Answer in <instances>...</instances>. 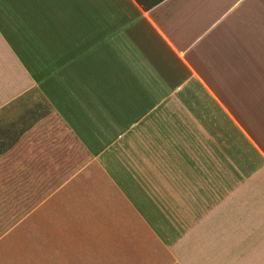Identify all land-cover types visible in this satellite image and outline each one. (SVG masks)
Wrapping results in <instances>:
<instances>
[{"label": "crops", "instance_id": "crops-1", "mask_svg": "<svg viewBox=\"0 0 264 264\" xmlns=\"http://www.w3.org/2000/svg\"><path fill=\"white\" fill-rule=\"evenodd\" d=\"M2 126L7 177L66 180L0 264L136 258L160 225L220 256L195 243L238 241L264 171V0H0Z\"/></svg>", "mask_w": 264, "mask_h": 264}, {"label": "rangeland", "instance_id": "rangeland-1", "mask_svg": "<svg viewBox=\"0 0 264 264\" xmlns=\"http://www.w3.org/2000/svg\"><path fill=\"white\" fill-rule=\"evenodd\" d=\"M240 99H247V91ZM6 132V126L0 127V137L5 136ZM4 151L5 146L0 150V237L19 224L66 180V177L57 176L9 178L6 176L9 173L8 166L16 164L6 162ZM3 157L4 160H1ZM256 177L252 185L244 187L247 189L243 193L235 195L233 202L240 223L237 226L238 241L195 243L220 256L198 257L194 243H184L177 228L160 225L158 239L154 233L150 236L144 227L142 249L139 251L137 247L136 258L133 257L134 251H130L133 249L131 243L121 240L125 238L121 236L122 233L119 235L120 242H107L106 264H264V171H256ZM18 233L21 235L22 231Z\"/></svg>", "mask_w": 264, "mask_h": 264}]
</instances>
